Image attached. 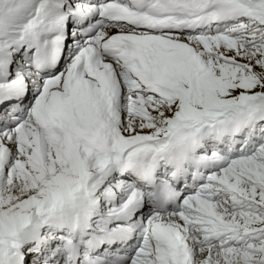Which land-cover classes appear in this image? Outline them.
<instances>
[{"label":"snow or ice","instance_id":"6c2138e0","mask_svg":"<svg viewBox=\"0 0 264 264\" xmlns=\"http://www.w3.org/2000/svg\"><path fill=\"white\" fill-rule=\"evenodd\" d=\"M0 264H264V0H0Z\"/></svg>","mask_w":264,"mask_h":264}]
</instances>
